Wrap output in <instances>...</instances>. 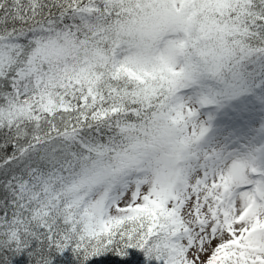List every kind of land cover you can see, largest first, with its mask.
<instances>
[{"label":"snow or ice","instance_id":"1","mask_svg":"<svg viewBox=\"0 0 264 264\" xmlns=\"http://www.w3.org/2000/svg\"><path fill=\"white\" fill-rule=\"evenodd\" d=\"M0 264H264V0H0Z\"/></svg>","mask_w":264,"mask_h":264}]
</instances>
